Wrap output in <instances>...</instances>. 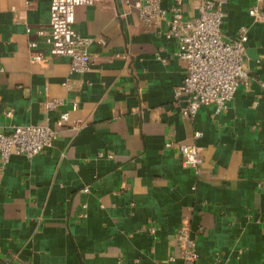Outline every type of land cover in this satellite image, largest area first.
Returning a JSON list of instances; mask_svg holds the SVG:
<instances>
[{
    "label": "crops",
    "instance_id": "obj_1",
    "mask_svg": "<svg viewBox=\"0 0 264 264\" xmlns=\"http://www.w3.org/2000/svg\"><path fill=\"white\" fill-rule=\"evenodd\" d=\"M142 1L76 8L77 30L103 40L89 45L94 62L80 73L38 33L51 0H0V131L23 123L57 131L47 150L0 161V264H186L174 240L185 223L196 264H264V19L249 12L264 13V0H228L223 33L248 27L249 74L228 109L207 106L192 118L174 96L186 61L164 21L142 23ZM183 9L194 17L196 0ZM52 98L62 100L56 109L46 105ZM192 142L204 155L200 174L179 149Z\"/></svg>",
    "mask_w": 264,
    "mask_h": 264
},
{
    "label": "built area",
    "instance_id": "obj_2",
    "mask_svg": "<svg viewBox=\"0 0 264 264\" xmlns=\"http://www.w3.org/2000/svg\"><path fill=\"white\" fill-rule=\"evenodd\" d=\"M98 1L101 0H51L49 26L38 30L51 55L70 57L72 72L88 71L94 62L89 45L95 40L103 42L101 38L83 35L75 27L76 8ZM196 2L198 12L192 18L184 16V0H173L169 7L163 5V0H143L139 7V17L146 27H152L156 19L166 23L167 36L176 39L177 54L186 61V75L174 91L175 98L182 102L181 113L186 118L194 117L207 106H213L216 112L228 109L238 86L249 74L245 60L248 27L242 25L234 37H227L222 27L228 0ZM249 12L255 20L264 19L258 5L251 7ZM30 45L34 48L37 42L32 41ZM31 55L36 61L43 59L40 51L32 50ZM66 85L69 89L72 87L69 82ZM60 104L62 100L57 98L46 101L49 109H56ZM7 113L13 114L11 110ZM69 118L68 111L60 114L63 121ZM201 135V131L195 132L196 138ZM56 137L57 131L48 123L15 124L9 130L3 129L0 131V161L8 163L14 153L31 158L51 147ZM165 145L171 147L173 142L167 141ZM179 149L184 163L200 174L204 162L201 147L195 142L180 143ZM86 209L87 204H83L79 211L81 217L87 215ZM154 230L152 227L151 232ZM174 240L181 247L185 263L196 264V239L188 224L181 225Z\"/></svg>",
    "mask_w": 264,
    "mask_h": 264
}]
</instances>
